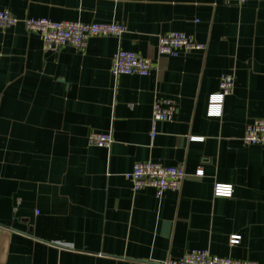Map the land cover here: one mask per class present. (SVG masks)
<instances>
[{
	"label": "crops",
	"instance_id": "obj_1",
	"mask_svg": "<svg viewBox=\"0 0 264 264\" xmlns=\"http://www.w3.org/2000/svg\"><path fill=\"white\" fill-rule=\"evenodd\" d=\"M0 10L126 28L82 52H44L21 23L0 31V264H161L194 249L264 264V147L241 142L264 119V0H0ZM168 32L205 48L158 56ZM118 50L154 70L112 76ZM228 73L233 91L209 115ZM156 98L175 113L150 139ZM91 132H111L110 147L89 145ZM147 161L181 166V188L133 193L123 174ZM215 184L231 195L214 196Z\"/></svg>",
	"mask_w": 264,
	"mask_h": 264
},
{
	"label": "built area",
	"instance_id": "obj_2",
	"mask_svg": "<svg viewBox=\"0 0 264 264\" xmlns=\"http://www.w3.org/2000/svg\"><path fill=\"white\" fill-rule=\"evenodd\" d=\"M226 4L241 6L248 0H222ZM21 23L29 33L36 34L42 44L44 52H55L62 47H71L77 51H84L88 41L94 37L121 38L126 28L118 22L110 23H81V22H52L45 18L18 19L7 10H0V31L8 30ZM205 45L197 43L194 38L182 32H168L158 36L156 53L158 56H176L179 52H191L203 50ZM154 70V64L150 59L139 54L118 50L111 62L110 74L114 77L121 75L148 76ZM235 77L233 74H223L219 78L218 91L208 98L207 114L221 116L222 104L226 96L230 95L234 88ZM175 113L172 100L155 99L151 107L150 139L156 135L155 124L157 122L171 121ZM91 146L109 148L113 142L111 132H91L87 137ZM244 146L257 145L264 147V119L251 120L244 127L241 138ZM203 171L199 168L194 173L195 177H201ZM123 178L129 182L133 193L144 188H152L156 197H161L166 191H178L186 173L181 166H163L154 162H137L132 165L130 171L123 174ZM213 195L216 197H229L231 186L215 184ZM238 236H231L229 244H237ZM161 264H257L255 262L239 261L230 258H220L212 255L206 249H194L183 254L178 260L167 259Z\"/></svg>",
	"mask_w": 264,
	"mask_h": 264
}]
</instances>
